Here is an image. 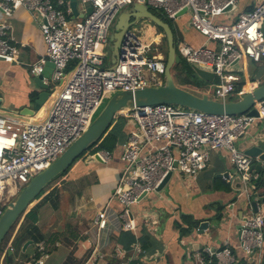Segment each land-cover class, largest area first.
Segmentation results:
<instances>
[{
	"label": "built area",
	"instance_id": "built-area-1",
	"mask_svg": "<svg viewBox=\"0 0 264 264\" xmlns=\"http://www.w3.org/2000/svg\"><path fill=\"white\" fill-rule=\"evenodd\" d=\"M92 7V13L72 21L62 10L65 0H0V12L11 17L20 8L39 20L46 45V56L31 67V74L42 75L48 62L54 65L46 83L58 86L48 116L39 122L10 120L0 114V216L7 205L40 173L49 168L91 126L108 95L159 87L166 71V58L151 44L143 43L136 30L124 36L119 59L105 67L103 52L109 41L110 28L119 12L133 4L147 5L170 20L187 10L191 27L217 43V49L205 44L195 48L178 44L179 56L189 65L215 74L214 93L218 100H228L235 92L232 74L244 59L264 63V0L253 11L240 13L234 23H218L225 13H236L238 0H81ZM229 9V11H225ZM182 16V15H181ZM11 25L0 22V58L17 62L19 49L9 37ZM73 66L71 72L69 67ZM51 86V85H50ZM259 116L208 115L174 105H154L122 112L130 126L121 145L123 169L111 201H117L121 212L108 204L99 211L95 224L98 233L132 232L136 224L131 208L147 195L156 192L170 172L194 179L204 171L215 150H227L247 189L257 180L253 159L240 150L237 142L258 120L264 119V102L256 107ZM107 163L111 153H96ZM96 156L93 157L94 160ZM249 187V188H248ZM144 196V198H143ZM241 247L254 264L264 261V213H252L241 228ZM133 249L141 253L139 244ZM6 252H13L8 245ZM212 264H235L230 248L214 252L204 250ZM119 264H129L126 252L116 248ZM50 254L46 243L39 242L35 253L20 264H46ZM93 260L101 256L94 251ZM203 256H200L202 258Z\"/></svg>",
	"mask_w": 264,
	"mask_h": 264
},
{
	"label": "crops",
	"instance_id": "crops-1",
	"mask_svg": "<svg viewBox=\"0 0 264 264\" xmlns=\"http://www.w3.org/2000/svg\"><path fill=\"white\" fill-rule=\"evenodd\" d=\"M238 1L239 8L236 13H225L216 21L234 23L240 13L253 11L262 0ZM61 8H66L63 11L70 20L80 21L88 15L90 6L78 0L77 14H73L70 0H65V5ZM171 21L180 43L195 48L208 44V47L217 49V43H208L205 37L191 27L188 13ZM0 22L11 25L9 37L19 49L17 62L0 60V114L10 120H45L57 92L53 93L50 84L49 101L39 110H35V101L43 90L35 86L31 67L46 56L39 20L29 11L20 8L11 17L0 12ZM131 30H136V36L143 43L151 44L159 52L164 35L150 20H141ZM112 64L111 60L110 67ZM72 69L71 65L69 72ZM232 74L235 84H243L241 91L249 92L264 84V63L244 59L235 65ZM160 82L161 86L164 85V77L160 78ZM178 86L199 96L209 93L210 88L200 89L189 83ZM27 109L30 111L27 112ZM23 113L26 114L22 115ZM120 116L124 117L122 114ZM128 122L127 120L126 136L130 128ZM237 145L244 152L253 146L264 150V119L256 121L245 136L238 140ZM111 156L107 163L88 158L87 161L73 166L65 175L69 183L73 181L75 184L76 190L71 196V202L67 203L64 197L67 193L57 187L58 204L53 206L45 203L39 208L36 227L45 237L42 241L46 243L50 254L46 264H119L120 258L116 254L118 247L126 252L129 264H212L211 257L204 250L210 248L219 251L226 247L235 255V264H254V260L252 262L242 249L240 240L244 221L254 213L247 205L252 192L249 187L247 189L230 162L227 150L212 151L207 168L197 178L191 179L174 172L162 191L150 193L133 206L131 213L137 227L135 231L108 230L99 234L95 224L98 212L108 204L115 212L122 211L121 205L111 200L123 163L120 156V163L117 162L114 166L115 157ZM257 163L253 159V164ZM89 165L93 169L86 167ZM259 179L258 175L254 182ZM53 189H49L42 198L36 200L31 208ZM260 212H264V209ZM203 224L207 227L201 228ZM13 241L14 239L9 241L8 245L12 247ZM134 244H139L141 253L138 254L133 249ZM25 245H28L26 251ZM13 246L15 251L10 255H14L15 260L12 264L24 261V254L27 252H32V255L35 253L36 244L27 237L19 238ZM96 249L101 256L94 261L93 254ZM200 256L203 257L199 259ZM0 264H5L4 255Z\"/></svg>",
	"mask_w": 264,
	"mask_h": 264
},
{
	"label": "water",
	"instance_id": "water-1",
	"mask_svg": "<svg viewBox=\"0 0 264 264\" xmlns=\"http://www.w3.org/2000/svg\"><path fill=\"white\" fill-rule=\"evenodd\" d=\"M70 6L73 14H77L78 0H70ZM226 12L229 9L225 10ZM187 10L181 12L179 16L184 15ZM92 13V7L88 10V15ZM141 20H150L157 27L161 28L167 41L168 53L166 58V71L164 75V85L155 87L149 86L135 91L118 92L109 98L107 104L102 109L91 126L78 138L49 168L36 176L31 183L23 188L19 194L7 205L2 216H0V249L13 228L24 216L25 212L32 207L37 197H39L61 174L67 172L90 148L97 142H100L113 128L115 122L123 111L144 108L154 105H174L186 109L195 110L208 115H240L258 117L257 105L264 102V84L243 94L238 100H218L212 99L208 94L196 95L188 90L179 87L174 80L173 68L180 65L182 60L177 53L175 37L171 26L156 16L147 5L133 4L124 10L114 27L113 35L110 40L113 42L112 63L115 65L119 59V51L124 36L140 23ZM264 31V22H263ZM0 60H4L0 58ZM54 65L48 62L45 70L40 77L34 79V84L40 90L38 98L35 101V110H39L50 98L48 90L50 86L44 81L50 80L53 74ZM197 77L204 81L214 83L215 74L197 67H193ZM29 112L30 110H26ZM26 113H23L24 115ZM245 154L252 159L257 160L252 169L260 179L258 182L249 185L251 195L248 198L247 205L255 214L264 209V150L261 147L253 146ZM96 161L102 162L96 155ZM173 172H170L160 187L158 192L162 191L170 179ZM144 198V196H143ZM264 213V212H263ZM204 225V226H203ZM201 228H206L203 224ZM28 245L24 246L26 251ZM222 248L221 250H223ZM219 250V251H221ZM214 252H218L213 250ZM11 253V252H10ZM253 256L250 260L253 262Z\"/></svg>",
	"mask_w": 264,
	"mask_h": 264
},
{
	"label": "trees",
	"instance_id": "trees-1",
	"mask_svg": "<svg viewBox=\"0 0 264 264\" xmlns=\"http://www.w3.org/2000/svg\"><path fill=\"white\" fill-rule=\"evenodd\" d=\"M66 10V8H62V10ZM154 14L156 16H158L160 19H162L163 21H165L166 23H168L174 33V37H175V42H176V46H177V51H178V44H179V39L177 36V33L174 29V25L173 22L168 19L164 14L157 12V11H153ZM155 25V24H154ZM158 30L163 34V30L161 28L158 27ZM164 41L166 44V58H167V53H168V46H167V41L166 38L164 36ZM178 53V52H177ZM184 61L181 62L180 65L175 66V69L178 71L177 73L179 75L182 76V70H180V67L182 66V63ZM189 67L187 73H189V75H194L195 77H197L193 66L187 64ZM188 77V76H187ZM187 77H185L183 79V81H187ZM189 81H187L188 83ZM204 81L201 80V82H197L200 86H203L204 84H202ZM206 83V82H205ZM242 83H236L235 84V92L238 93L241 91L242 89ZM237 96V95H236ZM240 98V97H239ZM127 130V120L126 118H118V120H116L115 125L113 126L112 130L109 132L108 136L101 142H97L94 145L91 146V148L88 151L91 150H95V153L101 152V151H106L111 153L113 150L116 149L117 145L120 144L121 142H123L126 139V133L125 131ZM74 166V165H73ZM72 166V167H73ZM72 169V168H71ZM70 169V170H71ZM70 170H68L67 172L61 174L58 178H56L54 181L64 177L65 175H67ZM58 189H53L48 196H46L40 203H38L37 205H35L33 208L29 209L28 212L26 213V215L24 216V220L22 222V224L20 225L15 237H14V241H13V245H15L17 243V241L19 240V238H29L30 240L33 241L34 244H37L39 242L42 241L43 238H45L43 235H41L36 227V223L38 221V210L39 208L45 204V203H50L53 206H56L59 202V198L57 197V193L59 191H57ZM46 193V191H44L39 197H37L36 200H39L40 198H42V196ZM18 225V224H17ZM17 226L13 228V230L11 231V233L9 234V236L6 238V240L4 241L2 248L0 249V259L1 257L4 255V263L5 264H12L15 260V256L14 255H10V252H6L5 251V246L6 244L9 242V239L13 238V233L15 232ZM12 245L13 251H15V246ZM32 255V252H27L24 254V257L26 259H29Z\"/></svg>",
	"mask_w": 264,
	"mask_h": 264
},
{
	"label": "rangeland",
	"instance_id": "rangeland-1",
	"mask_svg": "<svg viewBox=\"0 0 264 264\" xmlns=\"http://www.w3.org/2000/svg\"><path fill=\"white\" fill-rule=\"evenodd\" d=\"M80 2H81V0H80ZM128 7H131V6H128ZM128 7H126V8H128ZM126 8H124V9H126ZM124 9H122L120 12H119V14H121L122 13V11L124 10ZM118 14V16H117V18L115 19V21L113 22V24H112V26H111V28H110V32H109V36H110V33L112 34V32H113V30H114V27H115V25H116V23H117V20H118V18H119V15ZM138 35V34H137ZM110 39V38H109ZM158 51L159 52H161L165 57H166V55H165V52L167 51L166 50V44H165V41H163L162 43H161V48L159 47L158 48ZM103 52H104V54H105V57H106V61H105V67L106 68H108V67H110L111 66V60H112V54H113V42L111 41V40H109L108 41V44L105 46V48H104V50H103ZM178 52V54H179V51H177ZM155 54H157V52H151L150 53V55H155ZM181 60L182 61H184L183 63H182V66L180 67V70H182V76L181 75H179L177 72L179 71H177L176 69H175V67L173 68V70H172V73L174 74V80H175V83L177 84V85H179V84H182V85H185L186 83H187V81H189L188 83L190 84V85H192V86H195V87H199L200 89L201 88H206V87H209L210 86V88H209V93H207L212 99H217L216 98V96H215V93H214V83H210V82H203L202 84H204L203 86H200L197 82H201V80L198 78V77H195L194 75H189V73H187V71H188V68L189 67H187L188 65V63L187 62H185V60L184 59H182L181 58ZM113 65V64H112ZM177 66V65H176ZM188 76V77H187ZM185 77H187V81H183V79L185 78ZM213 86V87H212ZM51 89L53 90V93H56L57 91H58V86H56V85H54V84H51ZM111 96H113V95H108V96H106L104 99H103V104H102V107L100 108V110L97 112V114H96V116H95V119L97 118V116L100 114V112L102 111V109L105 107V105L107 104V102H108V100H109V98H111ZM239 99V97H237L236 95H231L229 98H228V100H238ZM178 107V106H177ZM121 116H118V118H120ZM118 118H117V120H118ZM94 119V120H95ZM109 134V133H108ZM108 134L101 140V141H103L107 136H108ZM100 141V142H101ZM117 150V151H116ZM111 155H113L115 158H114V162H113V165L114 166H116L117 165V162H119L120 163V156H121V147H120V144H118L117 145V147H116V149L115 150H113L112 152H111ZM94 156H96V153H95V150H91V151H87L81 158H79V160L74 164V166L75 165H77L78 163H83L84 161H87V159L89 158L90 160H92L93 161V157ZM91 161V162H92ZM82 166H84V165H82ZM86 167H88V168H92L93 169V166H91V165H89V166H86ZM91 173V172H90ZM57 187H59V190L60 191H65L66 193H67V195H65L64 197L67 199V203H70L71 202V196H72V194L75 192V184H74V182L72 181V182H70L69 183V180L67 179V176H64V177H62V178H60V179H58V180H56V181H54L48 188H47V190H46V192L49 190V189H53V188H56L57 189ZM64 193V192H63ZM46 194V193H45ZM65 194V193H64ZM36 201V200H35ZM30 209V208H29ZM28 209V210H29ZM28 210H27V212H28ZM27 212H25V214H24V216L26 215V213ZM24 216L19 220V222L16 224V226H17V228H16V230H15V232L13 233V236L12 237H14L15 235H16V233H17V231H18V229H19V227H20V225L22 224V222H23V220H24ZM15 226V227H16ZM14 238H11V239H9V241H11V240H13ZM9 243V242H8ZM8 243L6 244V246H5V249L7 248V245H8Z\"/></svg>",
	"mask_w": 264,
	"mask_h": 264
}]
</instances>
